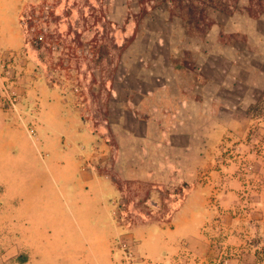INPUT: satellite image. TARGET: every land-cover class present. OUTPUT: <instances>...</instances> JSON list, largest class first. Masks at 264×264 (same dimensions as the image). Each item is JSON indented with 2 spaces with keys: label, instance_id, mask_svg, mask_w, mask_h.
I'll use <instances>...</instances> for the list:
<instances>
[{
  "label": "rangeland",
  "instance_id": "rangeland-1",
  "mask_svg": "<svg viewBox=\"0 0 264 264\" xmlns=\"http://www.w3.org/2000/svg\"><path fill=\"white\" fill-rule=\"evenodd\" d=\"M263 12L264 0H0V264H264V97L248 131L214 119V61L227 64L214 51L238 42L234 15ZM78 124L73 153L119 191L91 220L49 163L51 128ZM153 157L170 184L148 175ZM199 159L214 214L180 239L194 182L179 174Z\"/></svg>",
  "mask_w": 264,
  "mask_h": 264
},
{
  "label": "crops",
  "instance_id": "crops-1",
  "mask_svg": "<svg viewBox=\"0 0 264 264\" xmlns=\"http://www.w3.org/2000/svg\"><path fill=\"white\" fill-rule=\"evenodd\" d=\"M231 19V27L226 32L232 34L238 42L225 45L218 44V50L214 51L216 58L221 57L227 61L226 66L219 63L218 66L217 62L214 61V97L217 100H223L220 106H214V119L220 123L217 130L244 132L248 131L254 122V111L251 107L264 97V12L259 16L239 13ZM223 118L227 120L226 126H224ZM81 127L82 124H78L73 130L63 126H57L56 129L55 127L51 128L50 140L53 142L54 148L51 149L49 163L55 172L54 183L57 185L55 190L61 189L65 193L72 210L91 211L92 213L89 215V220H91L97 218L98 214L96 213L113 209L110 203L108 205V200L110 197L116 198L119 191L107 181V175L99 177L94 171L85 170L80 160L81 156H76L73 153L72 147L75 148V151H79L73 140L83 139L84 134L81 133ZM237 136L241 135L237 134ZM191 139L192 136L190 138L185 137L183 138L184 142L179 143V145L185 147ZM234 141H238V145H244L239 137ZM165 152L168 150H165L164 146L162 153ZM184 162H187L186 158ZM194 163V169L189 171L183 169V172L179 174V179L194 182V196L187 202L185 210L180 212L176 218V222L181 223V219L187 213L194 220L193 226L189 232L185 233L177 229L175 234L180 239L182 235L195 234V229L204 222L206 217L214 214V172L209 173L212 179L207 177L209 181L204 182L201 169L202 160L199 159L198 162L194 160ZM197 163H199V170H197ZM169 164L168 160H159L153 157L152 171L148 175L156 177L162 171L164 183L170 184ZM126 178L148 180V177H141L136 173H131ZM54 186L55 184H53ZM221 192L220 188L215 189L216 197L219 199L222 196ZM175 243V240L164 238L161 250H170L175 247ZM158 252L150 254L157 257Z\"/></svg>",
  "mask_w": 264,
  "mask_h": 264
},
{
  "label": "built area",
  "instance_id": "built-area-1",
  "mask_svg": "<svg viewBox=\"0 0 264 264\" xmlns=\"http://www.w3.org/2000/svg\"><path fill=\"white\" fill-rule=\"evenodd\" d=\"M29 132H30V134H32V135H34V136L36 135V132H35L34 130H30ZM129 224H130V223H129ZM128 251H129V254H130V256H131V255H132V250L129 248Z\"/></svg>",
  "mask_w": 264,
  "mask_h": 264
},
{
  "label": "water",
  "instance_id": "water-1",
  "mask_svg": "<svg viewBox=\"0 0 264 264\" xmlns=\"http://www.w3.org/2000/svg\"><path fill=\"white\" fill-rule=\"evenodd\" d=\"M155 205H157L156 203H154Z\"/></svg>",
  "mask_w": 264,
  "mask_h": 264
}]
</instances>
